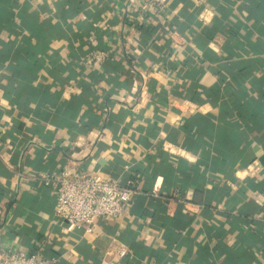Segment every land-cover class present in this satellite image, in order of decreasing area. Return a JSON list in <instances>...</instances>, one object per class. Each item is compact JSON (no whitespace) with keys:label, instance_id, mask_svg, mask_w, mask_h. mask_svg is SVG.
Here are the masks:
<instances>
[{"label":"crops","instance_id":"0c3cea01","mask_svg":"<svg viewBox=\"0 0 264 264\" xmlns=\"http://www.w3.org/2000/svg\"><path fill=\"white\" fill-rule=\"evenodd\" d=\"M66 168L138 193L120 220L77 228L40 179ZM7 251L264 264V0H166L162 13L148 0H0Z\"/></svg>","mask_w":264,"mask_h":264},{"label":"built area","instance_id":"2783aa9c","mask_svg":"<svg viewBox=\"0 0 264 264\" xmlns=\"http://www.w3.org/2000/svg\"><path fill=\"white\" fill-rule=\"evenodd\" d=\"M148 5L162 13L166 7V0H148ZM90 57L95 62L103 64L107 59V53L94 50ZM40 179L46 187L54 190L56 216L80 229L93 227L98 219L120 220L138 193L132 179L127 185H122L96 174L73 171L70 168L48 173ZM153 192L156 193L155 190ZM0 264H57V259L22 251H7L1 253Z\"/></svg>","mask_w":264,"mask_h":264}]
</instances>
